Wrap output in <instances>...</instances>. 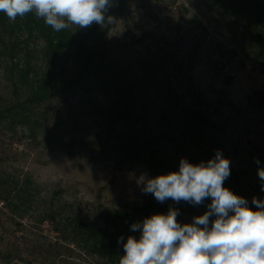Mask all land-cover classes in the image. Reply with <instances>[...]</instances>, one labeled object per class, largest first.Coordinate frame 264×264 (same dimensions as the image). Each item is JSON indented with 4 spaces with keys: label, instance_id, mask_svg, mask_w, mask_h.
Returning a JSON list of instances; mask_svg holds the SVG:
<instances>
[{
    "label": "rangeland",
    "instance_id": "rangeland-1",
    "mask_svg": "<svg viewBox=\"0 0 264 264\" xmlns=\"http://www.w3.org/2000/svg\"><path fill=\"white\" fill-rule=\"evenodd\" d=\"M108 15L113 18L101 25L105 39L132 77L145 83V95L150 99L149 146L165 157L168 169L177 170L181 158L193 164L206 163L220 151L231 162V174L224 187L244 197L248 206L256 210L252 198L264 200L257 173L259 167H264V51L259 42L196 0H127L122 11ZM180 18L195 20L202 30V43L191 70L187 68L189 42L179 36L193 24L183 23L177 31ZM69 29L78 34L86 30L75 25ZM143 31L152 33V37L126 45L132 35L139 36ZM157 42L162 49L157 48ZM31 46L35 48L32 61L41 64L45 59L42 41L33 40ZM168 54L174 62L186 66L174 71L164 63L161 68L172 83L176 110L147 76ZM146 59L152 62L148 68L141 64ZM67 65L73 70L75 61L69 59ZM23 94L22 91L18 96L22 98ZM251 95L253 103L249 101ZM15 96L2 58L0 105ZM93 98L101 106L110 105L112 100L102 93H93ZM78 99L76 95L67 102L57 99L44 104L39 127L0 126V182L9 177L22 186L26 181L28 184L24 191L14 192L9 201L0 197V264H109L93 250L82 247L69 226L63 232L56 222L78 217L91 227L112 230L108 220L117 212L154 198L142 191L139 182L143 173L156 176L142 159L147 153L128 155L118 137L134 130L141 136L140 121L118 123L108 147L101 145L108 121L86 126L81 131L82 140L74 143L73 149L47 145L46 131L62 121L58 112L71 111ZM194 110L203 112L223 130L189 128L184 111ZM165 203L178 210L177 220L184 224L207 211L211 198L201 205L171 199ZM49 214L58 221L53 222ZM213 219L210 217V221Z\"/></svg>",
    "mask_w": 264,
    "mask_h": 264
},
{
    "label": "trees",
    "instance_id": "trees-1",
    "mask_svg": "<svg viewBox=\"0 0 264 264\" xmlns=\"http://www.w3.org/2000/svg\"><path fill=\"white\" fill-rule=\"evenodd\" d=\"M196 1L207 10L223 15L232 27H240L246 35L254 37L264 51V0ZM126 2L127 0H115L109 13L122 11ZM183 11L188 12L186 8ZM187 22L193 26L189 30L187 28L179 37L186 38L189 42L187 68L191 70L194 68L192 60L202 43V30L198 22L194 24L195 20L180 18L177 31H180L183 23ZM145 37L151 38L152 33L143 31L139 36L132 35L126 45L141 42ZM36 39L43 43L41 52L45 59L41 64L32 61L35 48L31 44ZM156 46L162 49L160 43L157 42ZM167 56L161 59L160 65L148 72L147 76L176 110L177 103L172 99V83L169 75L162 72L161 68L164 63H169L174 71H182L186 66L174 62L171 54ZM2 58L10 77L12 91L17 96L0 105V126L8 129L32 125L39 127L41 124L39 115L43 113L41 107L44 104L57 99L67 102L69 97L78 95L77 104L71 111L58 112L61 123L46 131L44 139L49 147L73 149L74 143L82 140L81 131L97 121H108L105 126V137L101 139V145L108 147L117 124L134 119L142 124L141 136L136 130L126 136L118 135L125 147V153L128 155L147 153V157L142 159L156 176L178 171L176 168L168 169L165 157L159 154L158 149L149 146L151 140L147 134L149 130L147 116L150 99L145 95V83L133 78L127 66L121 63L119 54L105 39L101 25L93 24L84 34L75 33L69 28L56 32L34 13H29L23 18L17 17L15 21L0 13V60ZM69 59L75 61L73 70L68 68ZM141 64L148 68L152 62L146 59ZM22 91L24 94L20 98L18 94ZM93 93L111 96L110 105H99L94 100ZM253 100L254 95H251L249 101L253 103ZM207 106L210 107V104ZM184 112L187 125L191 129L223 130L222 126L212 122L200 110ZM29 133L34 136L33 129H30ZM66 136H69L68 142H65ZM0 183V197L3 201H9L14 192L20 193L19 189L24 191L25 185H28L27 181L22 186L9 177L3 178ZM15 201L13 205L17 207ZM168 210L165 202L150 199L144 205L137 204L127 211L117 212L108 220L113 227L112 230L100 226L91 227L84 219L78 217L66 218L67 220L61 218L59 222H56L58 220L54 215L49 214L48 218L60 225L63 232H66L69 226L70 233L79 239L82 247L93 250L109 264H119L120 257L124 254L123 242H126L129 235L138 239L141 234L139 230L132 231L131 225L142 222L153 214H166ZM120 237H123V242L118 243Z\"/></svg>",
    "mask_w": 264,
    "mask_h": 264
},
{
    "label": "clouds",
    "instance_id": "clouds-1",
    "mask_svg": "<svg viewBox=\"0 0 264 264\" xmlns=\"http://www.w3.org/2000/svg\"><path fill=\"white\" fill-rule=\"evenodd\" d=\"M114 4L115 0H0V13L12 21L34 13L60 32L72 25L77 29L102 25L113 18L108 13ZM230 163L216 151L206 163L181 158L178 171L155 177L141 174L142 191L158 202L201 205L211 198V203L191 223L178 222V210L170 207L166 214L132 224V231L141 234L138 239L129 235L126 242L118 238L124 250L119 264H264V200L253 197V210L244 197L224 187ZM257 173L264 191V167Z\"/></svg>",
    "mask_w": 264,
    "mask_h": 264
}]
</instances>
